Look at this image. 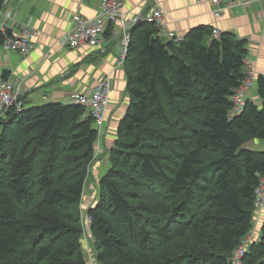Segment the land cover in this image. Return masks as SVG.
Listing matches in <instances>:
<instances>
[{
  "label": "trees",
  "instance_id": "trees-1",
  "mask_svg": "<svg viewBox=\"0 0 264 264\" xmlns=\"http://www.w3.org/2000/svg\"><path fill=\"white\" fill-rule=\"evenodd\" d=\"M212 30L131 31L130 101L87 213L99 264H233L251 232L264 151L245 145L264 140V75L261 106L233 113L249 49ZM9 36L0 28V46ZM87 112L50 102L0 118V264H87L79 205L99 137ZM240 264H264V224Z\"/></svg>",
  "mask_w": 264,
  "mask_h": 264
},
{
  "label": "crops",
  "instance_id": "crops-1",
  "mask_svg": "<svg viewBox=\"0 0 264 264\" xmlns=\"http://www.w3.org/2000/svg\"><path fill=\"white\" fill-rule=\"evenodd\" d=\"M155 1L125 0L124 11L128 17L145 16L160 6L164 10V31L175 32L180 37L199 25L230 33L235 39L247 42L248 59L256 76L264 75V0H253L246 6L221 5L224 9L219 17L214 16L213 6L208 0ZM99 2L4 0L0 10V27L5 21L13 35L27 27L37 34L34 37L35 47L29 55L6 52L0 47V77L7 72L8 77L23 79L24 103L28 108L50 102L70 103L74 94L90 91L103 77L112 75L111 85L115 91L100 132L105 141L110 128H114V123L118 125L125 113V110L119 112L116 109L127 85L124 66H117L120 57L119 36L108 30L98 46H83L77 50L67 49L57 43V39L70 28L73 15L94 17L99 13ZM161 36L169 39L163 32ZM249 99L261 106L256 85ZM254 145L264 149V140L252 139L249 146ZM261 214L263 211L257 216L259 231L264 222V215ZM258 234L253 233L252 240H257L261 232Z\"/></svg>",
  "mask_w": 264,
  "mask_h": 264
},
{
  "label": "built area",
  "instance_id": "built-area-1",
  "mask_svg": "<svg viewBox=\"0 0 264 264\" xmlns=\"http://www.w3.org/2000/svg\"><path fill=\"white\" fill-rule=\"evenodd\" d=\"M208 2L213 6L214 16L219 17L224 9L221 5L226 7L246 6L252 3L253 0H208ZM124 3L125 0H101L100 11L97 16L73 15L70 28L57 39V43L73 50L80 49L83 46L95 47L102 41L104 33L110 30L114 35L119 36L120 57L117 66H123L132 40L131 29L140 19L153 23L160 31V35L163 32L169 39L182 40L183 37L178 36L175 32L164 31V10L160 6H156L145 16L128 17L124 11ZM223 33L218 28H213L212 30L214 37H219ZM36 34L37 32L29 27L23 28L19 34L7 37L1 47L6 52L16 51L22 55H28L35 47L34 37ZM244 64L245 78L232 98L234 103L233 113L239 112L245 106L248 91L252 90L256 85V71L250 60L246 58ZM11 81V79L0 77V118L4 117L6 112L12 107H15L17 111L24 108L23 99L18 96L15 89L13 90ZM110 89L111 77L108 76L99 81L92 90L76 93L70 101L81 104L87 109L86 115L93 117L98 130L104 125L105 114L110 101ZM254 207L255 212H259V209H264V177L261 178L260 184L255 190ZM86 220L88 229L84 225L83 236L90 232L91 228L89 216L86 217ZM89 238L92 240V236H89ZM243 242L235 250L233 264H240V259L246 252V248H242ZM239 249L241 251L238 253Z\"/></svg>",
  "mask_w": 264,
  "mask_h": 264
},
{
  "label": "rangeland",
  "instance_id": "rangeland-1",
  "mask_svg": "<svg viewBox=\"0 0 264 264\" xmlns=\"http://www.w3.org/2000/svg\"><path fill=\"white\" fill-rule=\"evenodd\" d=\"M98 7H99V11H100V2H99V6ZM6 17H8V15H6ZM0 28L3 31H6V33L8 32L9 34H11V36H14L12 33L7 31L9 28L6 27V22L5 21H4L3 24H1ZM11 36H9V37H11ZM9 52H11V51H9ZM246 58H248V55H247ZM123 66H124V69H125V63H124ZM244 72H245V64H244ZM108 76L103 77L101 80L107 78ZM111 76L112 75H110V77ZM5 79H11L12 80L11 82L13 83V90L14 89L16 90V93L18 94L19 97L21 96V98L23 99V103H24L25 95H24V89H23V84H24L23 83V79H21L19 77H16V78L15 77H7ZM113 91H115V88L112 87V85H111L110 100H111V96H113L112 95ZM251 93H252V90L250 89L248 91V93H247V96H246V98H247L246 102L249 100V97H250ZM129 101H130V96L127 93V85H126V87L124 89V92H123V95L120 96V100L118 101V104H117L118 107L116 108L117 111L123 112L125 110V112H126V110L128 108V105H129ZM109 105H110V101H109ZM109 105H108V107H109ZM107 110H108V108H107ZM106 114H107V111H106ZM106 114H105V119H106ZM118 125H119V123H118ZM118 125H116L114 123V125H113L114 128H110L109 137L105 138V141H103V139H102L103 136L100 133L102 131L103 127L100 130H98L99 131V137H98V140H97V143H96V147H95L96 155L94 156V159L90 162V164L88 166V175H87V178H86L84 195H83V199H82V201H81V203L79 205V207H80L79 209L81 211L82 226L84 227V225H85L86 229H88L87 228L88 224H87V220H86L87 213H88V208H90L91 206H94L96 204L98 198H99V193H100L99 182H100L101 178L103 177V175L107 172V170L109 168V165H110L109 164L110 150L116 143V139H117V136H118ZM253 140H257V139H253ZM250 142H251V140H249L247 142V144L245 145L246 148L264 151L263 148L259 149L260 147H257L256 145H254L253 147L249 146ZM97 170H99V173H96ZM262 211H263V214H261V216H262V215H264V209H259V212H255L254 213L253 227L251 229L250 234L244 239V242H243V245H242V248H246V250H247V248L250 246V244L253 241L252 239H253L254 236L252 234L253 233H259L260 234V232H261V231H259V221H258L259 218H257V216ZM263 224H264V222H262V225ZM89 236L91 237V233L87 232L83 236V242H82L83 243V252H84V255H85V258H86V263L87 264H99V262L97 261V258H96L95 244L93 242V239L91 240L89 238ZM180 247L181 246H179V249H180ZM174 249L175 248L169 247L168 244H167V245L163 246L162 250L157 251V254L158 255H162L163 253L166 254V253H169L170 251H173ZM240 251H241V249H239L237 252L239 253Z\"/></svg>",
  "mask_w": 264,
  "mask_h": 264
},
{
  "label": "water",
  "instance_id": "water-1",
  "mask_svg": "<svg viewBox=\"0 0 264 264\" xmlns=\"http://www.w3.org/2000/svg\"><path fill=\"white\" fill-rule=\"evenodd\" d=\"M142 23V19H140L133 27H132V31L134 30V29H136L140 24ZM7 31H9V32H11L9 29L7 30Z\"/></svg>",
  "mask_w": 264,
  "mask_h": 264
}]
</instances>
